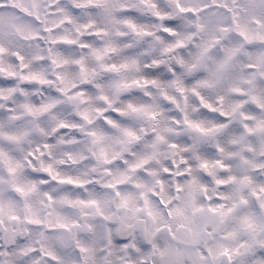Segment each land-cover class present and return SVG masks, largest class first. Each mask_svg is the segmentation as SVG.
Wrapping results in <instances>:
<instances>
[{
    "label": "snow or ice",
    "instance_id": "obj_1",
    "mask_svg": "<svg viewBox=\"0 0 264 264\" xmlns=\"http://www.w3.org/2000/svg\"><path fill=\"white\" fill-rule=\"evenodd\" d=\"M0 264H264V0H0Z\"/></svg>",
    "mask_w": 264,
    "mask_h": 264
}]
</instances>
